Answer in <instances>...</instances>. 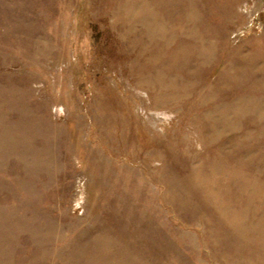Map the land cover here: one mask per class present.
<instances>
[{
	"label": "rangeland",
	"instance_id": "rangeland-1",
	"mask_svg": "<svg viewBox=\"0 0 264 264\" xmlns=\"http://www.w3.org/2000/svg\"><path fill=\"white\" fill-rule=\"evenodd\" d=\"M0 264H264V0H0Z\"/></svg>",
	"mask_w": 264,
	"mask_h": 264
}]
</instances>
